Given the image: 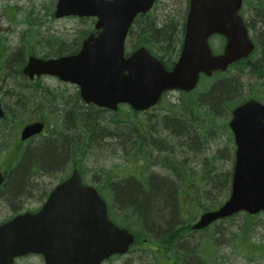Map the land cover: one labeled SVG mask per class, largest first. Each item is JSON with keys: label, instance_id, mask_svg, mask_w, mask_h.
<instances>
[{"label": "water", "instance_id": "water-1", "mask_svg": "<svg viewBox=\"0 0 264 264\" xmlns=\"http://www.w3.org/2000/svg\"><path fill=\"white\" fill-rule=\"evenodd\" d=\"M155 1L57 0L56 18L95 17L100 33L90 35L78 54L49 60L31 57L24 74L31 80L49 75L76 84L87 104L117 110L125 103L136 111H147L164 92H190L201 74L225 71L254 50L239 15L243 0H190L183 49L172 70L145 47L125 58V40L133 20L148 13ZM215 34L227 41L224 53L217 56L209 45ZM230 127L237 145L230 197L219 209L201 215L195 230L240 212H264V106L250 101L238 107ZM43 129L42 123L28 125L21 139ZM3 182L0 173V186ZM134 242L135 235L109 219L106 202L74 170L39 212L0 226V264H14L16 258L29 254L42 255L45 264H102L126 254Z\"/></svg>", "mask_w": 264, "mask_h": 264}, {"label": "rangeland", "instance_id": "rangeland-1", "mask_svg": "<svg viewBox=\"0 0 264 264\" xmlns=\"http://www.w3.org/2000/svg\"><path fill=\"white\" fill-rule=\"evenodd\" d=\"M55 5V0H0V45L3 43V46L6 47V57L8 61L13 60L14 54L22 48L21 34L30 29L31 24L29 25L28 23L30 20L40 22V25H34L33 29L36 35H42L44 37L43 45L47 42V37H52L57 41L63 42L66 50L73 49L85 36V33L92 28L93 24L90 19L53 18L50 12H54ZM188 7L189 0H157L151 13L142 20L146 22L149 21V24L154 23L155 25H159L163 21L168 20L177 26L186 19ZM135 30L138 33L139 29ZM136 32L134 31L128 39L129 48H127V51L136 47L141 39ZM217 42L218 40L214 41L215 44ZM34 47H36L34 49L37 50L36 52L40 55H44L45 50H47L46 47H42L41 42L36 43ZM217 47L219 48V45ZM159 53H162V51H159ZM245 67V65L238 66L230 70L226 75H216L210 81H204L199 88L200 90L196 92L195 95H200L203 89L209 88L211 84L220 80L234 79L244 86V88L239 90V93L242 92L241 97L255 93L264 98L262 79L258 80L255 75L252 74L251 70ZM41 79L43 87L49 88L56 95L63 96V99L54 101L52 97L46 100L43 98V103L47 104L52 111L44 104H41V102H36V106L31 107L29 110H24V115L18 123L19 125H25L29 121L43 119L48 127L52 125V133L55 131L60 132L61 130L59 128L65 130L69 121L64 118V115H62L63 113L60 114L57 111L67 102V115L74 119L72 114L74 112L69 111L70 107H75L77 105L82 108L79 100L77 98L73 99L74 94L77 92V87L62 83L52 77ZM26 85H29V83L24 77L7 78L4 77V73L0 71V99L3 100L7 106L12 105L17 100V95L15 94L14 96V93L22 92L27 94L26 90L30 91V89L24 88ZM43 91H46V89H43ZM179 97L180 94L178 92H170L168 100L175 103L178 101ZM39 99L40 98H38V100ZM166 102L167 101H164L163 104L154 109V111H150L147 115H139L138 119H136L132 111H129V107L126 106L123 107V110L119 112L118 115L111 113L106 115L98 113V115H96L99 119L100 117H105L104 119L108 121V129H110L108 124H110L111 119L114 118L123 120L125 123L132 121L134 123L138 122V124H143L147 116L156 118L158 115L165 113L167 110L164 108L168 105ZM82 104L85 105L84 103ZM53 107L57 110H54ZM88 114H95V112L89 109ZM228 118L229 116L227 115L224 119L220 117L217 119V124L214 126L213 130L209 132V136L206 135V137L208 136L207 138H209L208 141L206 140V142H208L207 147L202 143L200 144V148L196 146L191 149L185 144V146L179 144V148L177 147L171 155H161L150 148L147 149L148 154L145 161H142L140 157V159L138 158V162H133V153L125 147L126 143L120 144L111 139H103L105 143L102 144V146H88L85 149V156L87 157L84 165L86 169L85 180L88 184L100 188L104 196L107 198L111 197L109 198L111 201V199H113L115 186L119 182L123 183L127 178L136 177V171L140 172V176L145 180V183L151 176L159 175L166 177L170 174L178 182L181 199L179 196L176 197L177 200L175 208L173 209V216L169 218V222L174 227L184 223L193 225L203 212L207 209L210 210L214 208V204L223 202L224 197L222 194L223 191L226 190V186L223 185V182L221 181L220 191H215L214 196L219 201L214 203L215 200L212 201V199L210 200L205 197V184L201 182V177L199 175L207 172V170L213 173L215 171L214 168H218V172L223 174L232 172L234 147L230 144L231 148L228 149L229 138L222 132L223 129L221 125V122L223 120H228ZM11 125L9 129L3 130V132L0 133V147L5 150L9 149L8 152L19 145V128L17 132H15L13 130L14 126L11 127ZM161 134L162 135L159 136L163 137V133ZM39 140L40 138L35 143L25 146L24 150L31 151L39 146V143H37ZM4 149L0 153V171H10V175H12L14 174L13 171L16 166L13 164L11 168L8 167V160L6 159L7 153L4 152ZM222 152L226 157L216 160L217 154L222 156ZM31 158L30 156L29 159L31 160ZM199 159H207L209 163H207L206 166L204 165V161L199 164ZM161 160H168V164L164 165L162 163L161 165ZM174 166L181 170H177L175 173V171L172 170ZM181 173L182 175L179 177L178 175ZM66 174L67 173L63 174L60 170L54 173H39L36 176H30L28 174L27 181L25 182L27 186V188L25 186V192L13 200L9 199L8 191L4 189V192L0 196V223L6 221L18 212L39 209L45 202L46 195H48L53 187ZM192 180H194L193 183H191ZM118 186L119 185L116 187ZM188 191L190 192L186 196V192ZM191 192L197 195L196 200L191 199ZM107 203L110 207L112 218L120 220V210L117 202L112 200L111 202L107 201ZM255 216L254 218H250L247 214L240 213L230 219L220 221L205 231L194 233V237L188 238V243L196 247L195 249H198L199 252L203 251L202 245H207V253L210 255V258L212 257L215 259L217 264H264V213ZM131 221H138V224L134 227L136 232L142 237L147 235L154 239V232L160 233L168 231L165 229L167 223L163 225V223L157 221L153 222L147 220V223H150L145 224L142 222L140 213H138V216H134ZM245 226H247L248 229L247 234H243L242 231V228ZM191 238H193L192 240L194 241H191ZM139 248L140 247H138V250H135L133 254H127L121 258L112 259L105 264H142L144 260L143 256L146 252ZM16 264L45 263L40 256H28L19 259Z\"/></svg>", "mask_w": 264, "mask_h": 264}, {"label": "trees", "instance_id": "trees-1", "mask_svg": "<svg viewBox=\"0 0 264 264\" xmlns=\"http://www.w3.org/2000/svg\"><path fill=\"white\" fill-rule=\"evenodd\" d=\"M50 13L54 17V13ZM145 17L141 16L137 20L136 29L139 30L138 33L136 30L135 32L141 38L137 46L144 45L156 55L159 56L161 54L160 58L169 68L173 64V60L178 56L182 46L185 19L177 26L168 20L155 25L154 23L149 24V21L142 20ZM28 23L29 25L31 24L29 32L22 37L24 48L18 50L14 54V59L7 61L4 68H0L1 73H4V77H23L22 70L26 57L31 53L36 54V52H33L34 47L32 44H30L29 49L25 45L28 46L29 40H36V37H38L34 34L33 28L34 25H40V22L30 20ZM63 44V42L57 40L47 39V50H45L43 58L73 54L77 51V48L66 50ZM159 51H162L163 54L159 53ZM10 63L11 66L13 64L12 67ZM28 86L26 85L24 88L28 89ZM37 88L32 91L26 90L27 94L31 93L30 95L22 92L13 94L14 96L15 94L17 95V100L12 105H5V117L0 119V133L9 129L11 124V127L14 126L13 130L17 132L18 128L21 127L18 121L23 117L24 110L34 105L35 100L37 101L39 98ZM239 90H241L240 84L235 80H220L211 84L209 88L203 89V92L198 96L195 95L198 91H195L189 94H181L175 103L168 100L166 102L168 105L164 108L167 110L165 113L156 118L147 116L143 124L132 121L122 124L116 119L109 124L111 129H108V121L104 119L105 117H100L99 119L93 115L94 118L92 120L87 119L86 116L84 117L85 110L82 109L83 107L81 108L77 105L70 107L69 111L74 112L72 114L75 123H72L71 119L67 118L70 123H68L64 132L75 133L77 136L76 140L71 141L66 137L65 133L57 132L56 135L47 139L46 142L39 144V146L26 153L19 148L8 152L9 149L5 150L0 147V153L3 149L7 153L8 167L11 168L13 164H16V168L13 171L14 174L9 178L6 188L9 199L13 200L25 192L27 188L25 182L28 174L54 173L56 171L59 172V170L65 174L73 167H78L82 173H86L84 168L87 158L85 149L88 146H102L105 143L103 142L104 136L111 134V132L116 134L117 137L120 133L124 134L125 147L133 153V162H138L140 157L142 160L147 159V149L150 148L161 155H171L179 144H185L191 149L196 146L200 148L202 143L207 147L208 134L217 124V119L219 117L224 119L227 115L230 117L233 108L243 102L242 92L239 93ZM133 115L138 119V113L133 112ZM221 125L222 132L229 138L228 149H230L232 138L228 128V120H223ZM161 133H163V137H166H160ZM206 135L208 136L206 137ZM30 156L32 157L31 160L29 159ZM225 157L226 155L224 156L222 152V156L217 154L216 160ZM162 163L167 165L168 160H161L160 164L162 165ZM207 163L209 161L206 159ZM172 170L176 173L177 170L181 169H177L174 166ZM214 170L213 173L207 170V172L199 175L201 182L205 184V197L212 199V201L215 200L214 203L219 201L214 195L215 191H220L221 181L226 186V190L222 194L224 197L223 202L214 204L212 209L219 207L229 197L232 177V172L223 174L218 172V168H214ZM136 173V177L127 178L123 183L119 182L117 184L119 185L118 187H116L117 185L115 186L113 199H111V201L115 200L119 205L120 220L112 218L110 214L111 218L119 226L127 227L136 234L137 241L129 254H133L135 250H138V247L144 250L146 253L143 256L142 264H217L215 259L210 258L207 253V245H202L203 251L199 252L198 249H195L196 247L188 243V238L194 237V233H197L192 231L191 224H178L174 227L169 222V218L173 216L176 197L179 196L181 199L178 182L173 176L170 174L166 177L151 176L145 183V180L140 176V172L136 171ZM181 175L182 173L178 176L180 177ZM193 182L194 180L191 181V183ZM98 189L104 195L103 191L100 188ZM189 192H186V196ZM105 198L107 197L105 196ZM109 198H107L108 201H110ZM191 199L196 200L197 195L192 193ZM138 213H140L142 222L145 224L150 223H147V220L157 221L163 223V225L167 223L165 229L168 231L154 232V239L147 235L142 237L136 232L134 227L138 224V221H131L134 216H138ZM248 217L254 218L256 216L248 215ZM247 230V226L243 227V234H247ZM192 239L191 241H194ZM144 240L147 241L145 242Z\"/></svg>", "mask_w": 264, "mask_h": 264}, {"label": "flooded vegetation", "instance_id": "flooded-vegetation-1", "mask_svg": "<svg viewBox=\"0 0 264 264\" xmlns=\"http://www.w3.org/2000/svg\"><path fill=\"white\" fill-rule=\"evenodd\" d=\"M241 16H242V18L246 24L250 38H251V40L255 46L254 52H253L252 56L249 57L248 59L243 60L241 62H237L235 64H232L231 66H229V68L226 70V72L218 73V75H226L228 72H230V70H232L238 66L245 65L246 66L245 68L248 70H251L252 74H254L258 80L262 79V87H264V45H263L264 44V0H244L243 7L241 10ZM215 40H218V42L216 44L214 43ZM210 41H211V45L214 49H215V47H217L219 45V49H217L218 54L223 53L225 46H226L225 38H223L222 36H215L212 38V40L210 39ZM130 54H128L127 56H129ZM256 55H259V56H256ZM239 84H240V82H239ZM240 87H241V89L244 88L243 84H240ZM77 92H78V90H77ZM77 92L74 94L73 99L79 98V95ZM263 93H264V90H263ZM242 98H243L244 102H247L249 100H255V101H258L264 105V98H262L260 95L255 94V93H252L251 95H248V96H244ZM67 113L68 112H66V114H65L66 119L70 118L67 115ZM70 119H71V122L73 123V118H70ZM37 120L38 121L41 120L45 124V130L43 133V136L45 137L47 135V133L48 134L50 133V131L48 130L47 123L43 119H35L32 121H29L27 124L33 123ZM68 123H70V121ZM108 126H109V124H108ZM64 131L65 130H63L62 133H65V135L68 139H70L71 141L76 140L77 136L75 133H69V132H64ZM111 135H114L117 137V135L113 134L112 132H111ZM118 137L125 139L123 136V133H120ZM39 138L34 137V138H32L26 142H23L22 145L27 146L29 144L35 143ZM46 139L40 138L39 142L46 141ZM118 143L121 144V143H123V141L118 142ZM30 176H33V175H30ZM8 182H9V179L6 176V181L2 184V187H1L2 189H0V196L4 192L3 190L7 188ZM14 210H16V209H14ZM13 217L14 216H11L6 221L0 223V225L9 221Z\"/></svg>", "mask_w": 264, "mask_h": 264}, {"label": "bare ground", "instance_id": "bare-ground-1", "mask_svg": "<svg viewBox=\"0 0 264 264\" xmlns=\"http://www.w3.org/2000/svg\"><path fill=\"white\" fill-rule=\"evenodd\" d=\"M73 123H75V120L73 119ZM104 138L107 140V139H111V140H113V141H115V142H122L123 141V143H125L126 141L125 140H123L122 138H119V137H116V136H114V135H111V134H106L105 136H104ZM202 161H204V165L206 166V160H201V159H199L198 160V163L200 164Z\"/></svg>", "mask_w": 264, "mask_h": 264}]
</instances>
